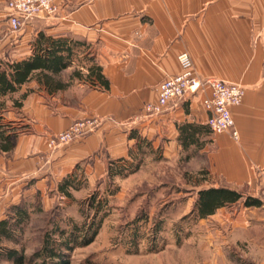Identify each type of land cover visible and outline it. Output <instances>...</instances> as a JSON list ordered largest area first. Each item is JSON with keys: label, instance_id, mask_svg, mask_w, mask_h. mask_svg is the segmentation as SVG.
Returning <instances> with one entry per match:
<instances>
[{"label": "crops", "instance_id": "1", "mask_svg": "<svg viewBox=\"0 0 264 264\" xmlns=\"http://www.w3.org/2000/svg\"><path fill=\"white\" fill-rule=\"evenodd\" d=\"M5 2L1 62L30 56L39 33L77 46L59 73L64 88L48 93L31 79L3 98L1 120L14 133L10 149L0 150V220L27 194L43 198L46 184L74 167L98 175L115 159H198L223 180L216 186L264 184V0H53L51 18L30 20L15 33L7 28ZM182 52L197 77L242 86L241 103L229 107L235 139L206 126L208 88L156 114L144 111L156 102L157 84L179 74ZM88 67L99 68L106 88L71 74ZM85 117H97L99 126L69 144L46 147L50 136Z\"/></svg>", "mask_w": 264, "mask_h": 264}, {"label": "rangeland", "instance_id": "2", "mask_svg": "<svg viewBox=\"0 0 264 264\" xmlns=\"http://www.w3.org/2000/svg\"><path fill=\"white\" fill-rule=\"evenodd\" d=\"M206 168L198 159H115L98 175L76 166L43 198L24 197L18 243L4 245L19 264H264V184L239 187L260 207L238 202L197 219L196 191L223 184Z\"/></svg>", "mask_w": 264, "mask_h": 264}, {"label": "trees", "instance_id": "3", "mask_svg": "<svg viewBox=\"0 0 264 264\" xmlns=\"http://www.w3.org/2000/svg\"><path fill=\"white\" fill-rule=\"evenodd\" d=\"M77 44L64 38H49L42 33L35 40L36 50L24 60L1 62L0 61V150L6 151L11 147V137L14 131L3 122L2 114L5 111L3 98L14 92L20 85L31 79L36 80L48 92L64 88V83L59 78V73L71 63L72 50ZM78 79L87 81L90 85H99L106 88L99 68L88 67L81 74L80 70L71 73ZM24 96V95H23ZM12 105L19 107L20 101L13 100ZM189 137L184 136V142ZM191 213L197 219L212 215L217 208L231 206L241 202L244 208L260 207L261 199L244 194L234 188L224 186L206 187L196 191ZM27 216L26 205L23 201L11 205L7 214L0 220V261L8 260L12 264H19L20 252L11 247H6L4 242L17 244L21 224ZM17 232V233H15Z\"/></svg>", "mask_w": 264, "mask_h": 264}, {"label": "built area", "instance_id": "4", "mask_svg": "<svg viewBox=\"0 0 264 264\" xmlns=\"http://www.w3.org/2000/svg\"><path fill=\"white\" fill-rule=\"evenodd\" d=\"M5 9L8 31L15 33L30 20L51 18L57 7L53 0H6ZM177 63L179 74L157 84L156 102L145 104L144 111L148 114H156L167 107L170 102L208 88L209 94L202 100L203 107L208 113L206 126L212 134L228 133L235 139L237 130L233 126L229 107L241 103L242 86L213 78L201 79L197 77L192 70V62L186 52L177 55ZM99 123L100 119L97 117H85V119L74 121L56 135L50 136L46 140V147L56 149L58 146L69 144L71 141L91 133L99 126Z\"/></svg>", "mask_w": 264, "mask_h": 264}]
</instances>
